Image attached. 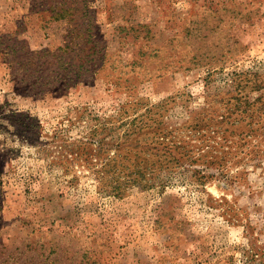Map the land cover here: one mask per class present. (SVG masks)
Segmentation results:
<instances>
[{
	"label": "rangeland",
	"instance_id": "1",
	"mask_svg": "<svg viewBox=\"0 0 264 264\" xmlns=\"http://www.w3.org/2000/svg\"><path fill=\"white\" fill-rule=\"evenodd\" d=\"M139 102L190 156L117 196ZM40 259L264 264V0H0V264Z\"/></svg>",
	"mask_w": 264,
	"mask_h": 264
},
{
	"label": "trees",
	"instance_id": "2",
	"mask_svg": "<svg viewBox=\"0 0 264 264\" xmlns=\"http://www.w3.org/2000/svg\"><path fill=\"white\" fill-rule=\"evenodd\" d=\"M248 79L241 78L238 85L245 87L244 82L251 81ZM140 103L125 104L120 109L117 118L109 116L106 121H100V125H97L101 131L126 127L123 133L124 136L120 137L117 141L118 143H116L117 149H119L118 155H121L122 151L126 150L125 154L119 158L120 161L115 162L122 167L119 168L117 167L118 164H114L110 168L103 167L99 170L102 174V180H104L105 176L110 177L107 183L112 187V194L117 196L123 195L131 186L142 185L146 187L151 182L155 184V180H157L159 175L154 176L153 164L159 163L164 168L165 163L190 156L188 147L185 149L180 141H174L177 135L173 133L174 128L170 127L168 122L164 120L163 113L152 107H145L146 110L140 112V109H138ZM241 103L248 107L251 102L248 99H244ZM136 104H138L137 108ZM201 114L196 122L198 127L203 126L205 116L208 115L203 112ZM248 126L250 130H253L252 122H249ZM103 139L101 140L104 143ZM128 143L132 147H127ZM90 144L89 146H91ZM151 160L153 161L149 163ZM52 262H55V260ZM24 264L29 263L25 262ZM30 264H47V262L40 259L31 261Z\"/></svg>",
	"mask_w": 264,
	"mask_h": 264
}]
</instances>
